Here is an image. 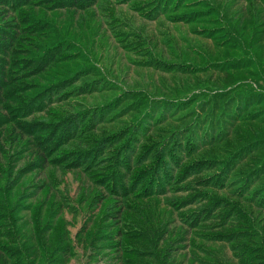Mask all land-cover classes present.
I'll return each instance as SVG.
<instances>
[{
	"label": "rangeland",
	"instance_id": "374dc122",
	"mask_svg": "<svg viewBox=\"0 0 264 264\" xmlns=\"http://www.w3.org/2000/svg\"><path fill=\"white\" fill-rule=\"evenodd\" d=\"M0 29V264H264V0H0Z\"/></svg>",
	"mask_w": 264,
	"mask_h": 264
},
{
	"label": "trees",
	"instance_id": "16d2710c",
	"mask_svg": "<svg viewBox=\"0 0 264 264\" xmlns=\"http://www.w3.org/2000/svg\"><path fill=\"white\" fill-rule=\"evenodd\" d=\"M1 31V33H2V37H0V50H1V48H4L5 50L4 51H8V48H9V43L7 42V40L9 39V37L7 36V34L5 33V31H3L2 29H0ZM0 82H1V80H0ZM3 83H0V92H1V87L3 86L2 85Z\"/></svg>",
	"mask_w": 264,
	"mask_h": 264
}]
</instances>
